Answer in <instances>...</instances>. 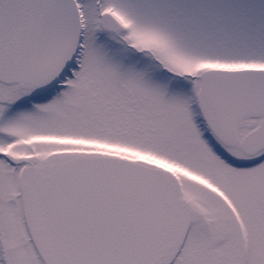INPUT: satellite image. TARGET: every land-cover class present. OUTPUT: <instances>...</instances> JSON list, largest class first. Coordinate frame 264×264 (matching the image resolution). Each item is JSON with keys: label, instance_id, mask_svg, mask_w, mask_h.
Instances as JSON below:
<instances>
[{"label": "snow or ice", "instance_id": "snow-or-ice-1", "mask_svg": "<svg viewBox=\"0 0 264 264\" xmlns=\"http://www.w3.org/2000/svg\"><path fill=\"white\" fill-rule=\"evenodd\" d=\"M0 264H264V0H0Z\"/></svg>", "mask_w": 264, "mask_h": 264}]
</instances>
